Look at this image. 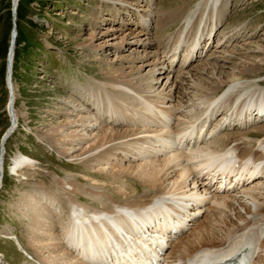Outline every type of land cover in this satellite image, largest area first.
I'll use <instances>...</instances> for the list:
<instances>
[{"label":"rangeland","instance_id":"374dc122","mask_svg":"<svg viewBox=\"0 0 264 264\" xmlns=\"http://www.w3.org/2000/svg\"><path fill=\"white\" fill-rule=\"evenodd\" d=\"M203 1L134 0L130 5L131 0H20L15 11L14 0H0V156L3 138L13 126L12 114L8 110L11 97L8 56L15 30L11 85L15 88V114L18 117L15 133L4 143V182L0 191V259L3 264H44L37 256H43V251L38 252L36 247L48 237L62 239L72 198H76L79 201L76 202L86 209H102L100 201L103 199L84 192L72 193L69 186L58 185L65 179H72L82 187L95 186L113 196L124 182L128 194L114 197L115 203L149 193L147 188L138 185L130 176L134 174L135 167L143 163L138 158L140 154L136 158L133 153L123 150L111 153L107 151L111 144L85 153L89 147L87 142L76 146L63 138L78 129L90 141L102 129L110 128L113 119L105 116L98 122L95 112L105 113L103 104L121 91L123 93L117 97L120 107H126V100L135 95L151 97V106L152 102L156 104L155 101L161 103L160 93H167L169 82H175L183 89L173 93L178 97L182 92L186 93L185 101L189 100L178 115L179 122H185L181 127L191 125L193 129L189 130L188 135L192 130L195 132L194 138L199 134L200 142H204L202 147L212 146L214 139H209L216 134L215 138L239 134L243 141L252 142L256 149L260 148V141L244 136L246 132L264 126V122L247 129L244 121L248 117L244 115L242 120L239 118L236 121L238 115H232V110L205 122L212 106L209 113H205L206 106L201 104L199 97H195L193 89H187V83L198 80L204 69L209 74L214 65L224 67L220 73H223L226 81L234 70L243 69L244 65L263 63L261 70L248 75L237 85L227 80L217 95L219 104L223 105L227 104L233 90L239 89L244 82L264 83V0H215L217 6H214L213 12L212 7L206 9L202 5ZM182 6L187 8V13L192 12L185 28L181 22L159 24L164 17ZM210 16L219 23L216 36V24L210 26ZM197 17L203 22L207 20L209 28L202 40V58L194 62L192 54L189 55L191 44L183 45V42L186 32L193 30ZM212 26V35L206 36ZM179 40L181 43L176 50L174 45ZM112 72L124 75L129 84L121 83L113 87V79L109 78ZM214 84L218 85V82L214 80ZM259 88L264 89V86ZM226 91L227 94L222 97ZM128 108L134 110L136 106ZM129 109L122 114V118L130 115ZM257 111L254 110L256 114ZM82 117L93 120L87 124L91 128L98 125L97 131L89 133L82 128L66 127ZM161 117L166 119L164 115ZM231 119L232 125L223 129ZM198 124L199 127L203 124L202 133ZM237 126H241V129ZM80 147L82 150L79 151ZM25 155L29 157V160L25 159L29 165L14 174L16 160L24 159ZM125 157H131L132 162ZM214 160L212 158L209 164ZM123 164L125 166L121 167ZM123 170L128 175L113 178L116 171ZM136 185L140 188L138 192H134ZM218 187L224 188L217 183L213 189ZM30 195L37 196L34 204L43 206L49 214L47 232L36 236L32 234L36 218L31 207L26 206ZM85 219L91 220L90 217ZM262 236L264 238V233ZM120 237L112 240L115 243L111 246L116 252L127 247L125 244L119 248L117 243L121 241ZM62 241H57L62 243L61 247L64 244ZM140 249L136 248L135 252L139 253Z\"/></svg>","mask_w":264,"mask_h":264},{"label":"bare ground","instance_id":"6f19581e","mask_svg":"<svg viewBox=\"0 0 264 264\" xmlns=\"http://www.w3.org/2000/svg\"><path fill=\"white\" fill-rule=\"evenodd\" d=\"M133 1L131 0L130 5L133 4ZM19 2L20 0H14L15 11H17L16 7ZM202 5L206 9L212 7L211 11L213 12L217 2L204 0ZM191 15L192 12L187 13V8L182 6L178 11L167 15L159 21L161 23H158L162 25L166 21L169 23L181 22L183 23L182 27L185 28ZM201 15L204 16V13ZM199 19L197 17L193 22V30L190 29L186 32L183 42V45L191 44L189 55L192 54L194 62L202 58L201 49L204 43L202 40L209 28L207 20L203 22ZM209 19L212 20V17L210 16ZM211 22L210 26L216 24L214 35L216 36L219 23L213 20ZM213 28L212 26L211 30L208 29L206 36L212 35ZM15 38L16 36L12 39L15 44L10 51L11 68L8 74V87L11 97L8 110L12 113L13 127L17 129L16 94L15 88L11 85L15 59ZM180 43L179 40L174 45L176 50ZM262 66L263 63L244 65L243 69L234 70L230 77L224 81L225 77H223V73H220L224 67L214 65L209 74L208 70L204 69L207 72L203 70V77H197L198 80L191 81L192 83L188 82L187 89H193L195 97H199L201 104L208 109L204 112H211L205 122L231 110L233 111L232 115H238L236 121L239 118L242 120L241 117L244 115L245 118L248 117V120L244 121L247 129L261 121L264 122V89L259 88L264 86V83L244 82L239 89L233 90L226 105L219 104L220 98L217 97L226 82L229 81V83L237 85L248 75H253L261 70ZM204 75L209 76L204 78ZM109 78L113 79L111 81L113 87H117L121 83L126 85L130 82L121 74L113 73ZM214 80L218 82V85L214 84ZM169 83L167 87L169 91L160 93L161 98L158 97L162 100L161 103L155 101L156 104L152 102L153 104L149 106L151 97L135 95L130 100H126L128 104L126 107H120L117 97L123 91L119 93L120 95L118 94L104 103L105 113L95 112L97 121L105 119V116L112 118L113 121L109 125L110 128L102 129L90 141L88 136L81 134L77 128H82L83 131L88 130L89 133L92 130L95 132L98 125L93 128L88 125L93 120L88 121V118L82 117L66 126L77 129V131L72 132L67 138H63L67 142L72 141L76 146H82L84 142H87L89 147L86 148L85 153H91L111 144L107 150L111 153L123 150L133 153L136 158L137 154H140L138 158L143 163L135 167L134 174H130V176L137 181L138 185L147 188L149 193L132 199L125 198L122 202L115 203L114 197H124L128 194L124 182L114 196L95 186L85 185L82 187L80 183L69 178L62 183L57 182L60 186H69L72 193L84 192L103 199L100 201L102 209H86L76 202L78 201L76 198H72L70 200L71 208L65 217L66 222L63 226L65 232L62 239L58 237L59 239L55 240L53 237H48L45 242L42 240L44 243L39 242L36 247L37 251H43L44 257L37 254L41 262L44 264H124L122 261L128 260L131 261L127 262L130 264H218L219 262L230 264L233 256L243 252V254L247 253V260H251L253 264H264V238L262 236L264 233V126L256 127V129L246 132L244 136L260 141V148L256 149L252 142L243 141L239 134L215 138L216 134L209 139H214L212 146L206 147L204 144L205 147H202L204 142H200L202 140L199 134L194 138L195 132L192 130L188 135L189 130L193 127L191 125L181 127L185 122H179V112L182 106L189 101H185L186 93L182 92L181 96H176L173 92L181 91L182 86L171 81ZM226 94L227 91L222 97H225ZM97 95H93V97L96 98ZM159 104L162 106L159 107ZM128 106H136V108L131 110ZM128 109L130 115H125L122 118V114ZM254 109L258 110L257 114ZM116 110L118 113L114 114ZM162 115L166 117L165 120L162 119ZM232 120L226 124V127L223 126V129L226 130L230 127ZM170 121L173 123L170 124ZM200 127L199 130L202 133L203 124L202 126L200 124ZM239 128L241 129V126ZM23 157L25 158L16 160L14 174H18L22 167L29 165L25 161V159L29 160V157L26 155ZM125 158L127 161L130 158V162L133 160L131 157ZM212 158L219 161L231 159L233 167L220 171L217 167L210 166L209 161ZM123 166L125 164L121 165V167ZM116 172L117 174L113 177L116 179L128 175L124 174V170ZM3 182L4 170L2 176L0 174V191L3 188ZM217 183L220 187L224 186L223 190L219 187L216 190L213 189ZM135 188L134 192H138L140 189L137 185ZM36 198L37 196L30 195L26 201V206L31 207V212L36 218L32 231L33 236L39 235L43 231L47 232L46 220L49 218V214L43 206L34 204ZM85 217H90L91 220H87ZM154 226L158 230L151 232L150 228H154ZM117 230L119 232H116ZM122 230L125 234L120 233ZM154 233L155 236H152ZM116 235L121 236V241L117 243L119 248H123L126 244L129 249H122L120 252L113 249L112 246L115 242L112 240L117 239ZM59 240H63V247L60 246L62 243L57 242ZM122 241H124L123 244ZM140 243L149 250L148 253L139 245ZM136 248H141L139 254L142 255L140 257L136 256ZM113 255L119 261H113Z\"/></svg>","mask_w":264,"mask_h":264},{"label":"water","instance_id":"95a60500","mask_svg":"<svg viewBox=\"0 0 264 264\" xmlns=\"http://www.w3.org/2000/svg\"><path fill=\"white\" fill-rule=\"evenodd\" d=\"M15 4V3H14ZM13 4V5H14ZM17 8V7H16ZM17 35V33H16V30H15V33H14V37ZM12 43V46L11 47H13L14 46V42H11ZM10 51H11V49H10ZM9 60H8V74H9V70H10V68H11V59H10V53H9ZM12 114V113H11ZM15 127H11L7 132V134L4 136V138H3V141H2V151H1V156H0V174H1V176H2V174H3V170H4V156H5V153H6V149H5V147H4V143H5V141L13 134V133H15L14 131H15ZM17 244H19V243H17ZM0 263L1 264H3L2 263V261H1V259H0Z\"/></svg>","mask_w":264,"mask_h":264},{"label":"trees","instance_id":"16d2710c","mask_svg":"<svg viewBox=\"0 0 264 264\" xmlns=\"http://www.w3.org/2000/svg\"><path fill=\"white\" fill-rule=\"evenodd\" d=\"M22 1H24V2H29L30 0H22Z\"/></svg>","mask_w":264,"mask_h":264}]
</instances>
